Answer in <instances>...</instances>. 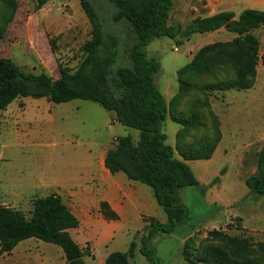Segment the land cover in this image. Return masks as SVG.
<instances>
[{
  "label": "rangeland",
  "instance_id": "374dc122",
  "mask_svg": "<svg viewBox=\"0 0 264 264\" xmlns=\"http://www.w3.org/2000/svg\"><path fill=\"white\" fill-rule=\"evenodd\" d=\"M39 1L16 0L15 17L0 40V57L11 59L25 73L45 72L55 80L58 64L76 69L91 28L79 0H43L38 9ZM91 3L103 29L113 30L111 17L116 9L107 0ZM245 9L264 11V0H174L169 24L185 28L197 17L224 11L238 16ZM124 29L122 37L129 35ZM252 34L259 40L261 54L264 30L256 29ZM234 37V33L220 29L187 39L153 38L144 50L149 59L160 63L154 85L164 100L169 102L178 90L177 71L202 47ZM123 46H119L113 71L130 66ZM192 97L201 94L193 93ZM208 101L219 120L221 140L210 159L187 162L198 186L181 188L176 194L178 204L187 212L186 219L171 234H157L150 241L158 264H185L182 248L186 240L192 237L200 244L212 230L248 237L254 248L264 243V196L252 193L244 183L255 173L256 155L264 144V69L257 65L252 89L210 93ZM162 129L166 143L175 148L179 126L166 120ZM128 135L137 140V131L119 125L112 112L91 101L75 99L53 104L45 98L15 99L0 112V204L29 218L34 198L56 193L65 196L72 181L89 177L90 164L97 170L99 155L112 149L116 138ZM89 187L82 184L81 190ZM151 216L159 222L166 220L159 205ZM112 228L113 238L104 242L92 231L81 228L76 237L74 230H69L73 240L82 247L90 243L93 249V257H83L84 264H99L107 252H126L132 237L138 250L143 233L141 221L130 218ZM60 256L63 253L59 247L31 238L0 256V264H51ZM130 264L149 263L136 251Z\"/></svg>",
  "mask_w": 264,
  "mask_h": 264
},
{
  "label": "trees",
  "instance_id": "16d2710c",
  "mask_svg": "<svg viewBox=\"0 0 264 264\" xmlns=\"http://www.w3.org/2000/svg\"><path fill=\"white\" fill-rule=\"evenodd\" d=\"M92 1L79 0L91 31L81 46L75 70L58 64L59 76L54 80L45 72L25 73L11 59L0 57V112L17 98H45L53 104L80 99L99 104L115 115L119 125L137 131L136 141L130 135L115 139L114 147L106 152L104 166L112 175L121 172L129 180L149 187L166 220L144 218L138 250L134 238L126 252L109 254L104 264H130L136 251L149 264H158L150 241L157 234H171L186 219L187 212L178 204L176 194L181 188L198 186L187 162L210 159L221 140L220 123L208 95L252 89L257 65L264 69V50L260 54L259 40L252 34L256 29L264 30V11L245 9L238 16L219 12L197 17L183 28L169 24L174 0H107L116 9L111 17L115 27L108 32ZM43 4L40 0L37 8ZM16 8V0H0V40ZM124 28L129 35L122 37ZM220 29L235 37L202 47L177 71L178 90L166 102L154 85L160 63L147 57L145 47L153 38L187 39ZM121 45L130 66L113 71ZM193 93L201 97H192ZM167 119L179 126L175 148L166 143L163 133ZM244 183L252 193L264 196V144L256 155L255 173ZM31 205L27 218L21 211L0 204V256L33 238L59 247L65 264H84L89 247H81L69 234L79 221L62 198L56 194L37 197ZM104 215L115 217L110 212ZM253 246L248 237L212 230L200 244L188 238L182 258L185 264H264V243Z\"/></svg>",
  "mask_w": 264,
  "mask_h": 264
},
{
  "label": "crops",
  "instance_id": "0c3cea01",
  "mask_svg": "<svg viewBox=\"0 0 264 264\" xmlns=\"http://www.w3.org/2000/svg\"><path fill=\"white\" fill-rule=\"evenodd\" d=\"M105 155L106 153L99 155L97 170H94L91 164L89 165L87 168L90 173L89 177L82 181H72L69 193L65 196L56 193L79 221L78 227L73 229L74 235L79 237V230L82 228L87 232H94L96 236L99 235L102 237L103 242L113 238V224L136 218L141 221L142 227H144L145 222L143 219L152 218L153 211L158 208L152 191L146 189L143 184L129 180L121 172L110 174L104 166ZM82 184H89V189L82 191ZM76 189H79V191H76ZM104 212L113 213L117 219L106 221ZM132 238L130 242L133 240ZM76 243L81 246L78 242ZM84 243L89 242L84 240ZM88 246L91 252L90 256L93 257V249L90 243ZM111 253L113 251L107 252L99 264H104L106 257ZM51 264H65L63 256H60L58 261L51 262Z\"/></svg>",
  "mask_w": 264,
  "mask_h": 264
},
{
  "label": "built area",
  "instance_id": "2783aa9c",
  "mask_svg": "<svg viewBox=\"0 0 264 264\" xmlns=\"http://www.w3.org/2000/svg\"><path fill=\"white\" fill-rule=\"evenodd\" d=\"M176 50V49H175Z\"/></svg>",
  "mask_w": 264,
  "mask_h": 264
}]
</instances>
